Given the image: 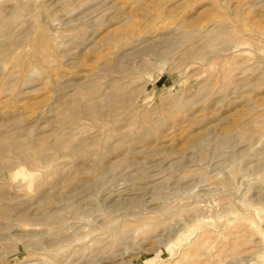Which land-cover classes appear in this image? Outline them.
Listing matches in <instances>:
<instances>
[{
    "label": "rangeland",
    "instance_id": "374dc122",
    "mask_svg": "<svg viewBox=\"0 0 264 264\" xmlns=\"http://www.w3.org/2000/svg\"><path fill=\"white\" fill-rule=\"evenodd\" d=\"M0 264H264V0H0Z\"/></svg>",
    "mask_w": 264,
    "mask_h": 264
}]
</instances>
